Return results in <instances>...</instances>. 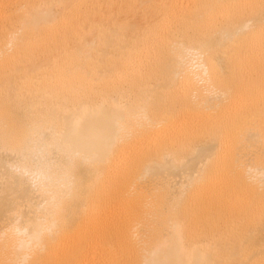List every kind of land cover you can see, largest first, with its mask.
<instances>
[{
	"label": "bare ground",
	"instance_id": "1",
	"mask_svg": "<svg viewBox=\"0 0 264 264\" xmlns=\"http://www.w3.org/2000/svg\"><path fill=\"white\" fill-rule=\"evenodd\" d=\"M0 264H264V0H0Z\"/></svg>",
	"mask_w": 264,
	"mask_h": 264
}]
</instances>
